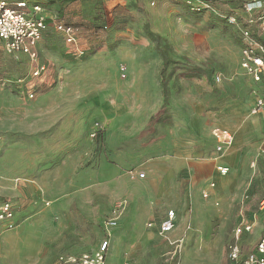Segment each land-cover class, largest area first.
<instances>
[{"label": "rangeland", "instance_id": "rangeland-1", "mask_svg": "<svg viewBox=\"0 0 264 264\" xmlns=\"http://www.w3.org/2000/svg\"><path fill=\"white\" fill-rule=\"evenodd\" d=\"M42 1L54 20L65 14L68 0ZM166 1V18L145 16L139 0L86 3L71 34L45 27L36 61L16 60L0 43V203L20 206L16 227L0 225V264L90 260L104 243L103 264H231L227 246L240 223L252 227L240 237L243 254L254 250L264 121L233 80L246 24ZM259 1L210 0L239 15ZM147 19L157 23L141 25ZM36 62L45 71L31 77ZM221 155L234 168L219 197L218 169L204 168ZM159 178L177 182L157 192ZM197 178L207 179L208 195L196 202L188 184ZM119 201L125 207L114 213ZM203 203L210 215L195 209ZM164 219L173 227L160 234Z\"/></svg>", "mask_w": 264, "mask_h": 264}, {"label": "built area", "instance_id": "built-area-1", "mask_svg": "<svg viewBox=\"0 0 264 264\" xmlns=\"http://www.w3.org/2000/svg\"><path fill=\"white\" fill-rule=\"evenodd\" d=\"M183 6L193 15L210 14L225 19L227 24H239L235 16H223L215 9L210 2L203 0H181ZM244 11L248 14V24H252L250 16L255 12L264 11V2L259 1L246 5ZM44 14L41 5L28 4L26 1H20L13 5L0 4V43L3 45L7 55L18 60L21 57H28L32 61H36V48L41 41L42 31L45 29L47 22L53 21ZM261 23L260 33L264 35V17L256 19ZM57 31L64 34H71L73 28L61 24H55ZM241 32L242 38V58L240 61V70L243 75L249 78L254 84L264 88V46L252 38L249 29ZM45 71V66L40 65L31 73V77H39ZM217 81L220 78L217 77ZM255 103L251 109V114L255 115L264 107V92L259 94L258 90H254ZM264 156V152H261ZM218 172L225 174L226 169L218 168ZM140 179L144 178V174L138 175ZM124 201L115 203L113 207L114 213H118L125 207ZM258 211L263 215V231L262 235L255 244L254 250L247 254H243L240 245V237L244 233L251 231V226L240 223L232 230V241L227 246L228 258L232 264H264V197L257 204ZM15 207L8 202L0 203V225L7 229H13L15 224ZM116 217L105 223V229L109 231L116 226ZM172 221L165 220L160 223L159 231L161 234H167L172 230ZM107 246L104 243L99 252L90 260H79L76 258H67L57 264H103V252Z\"/></svg>", "mask_w": 264, "mask_h": 264}, {"label": "crops", "instance_id": "crops-1", "mask_svg": "<svg viewBox=\"0 0 264 264\" xmlns=\"http://www.w3.org/2000/svg\"><path fill=\"white\" fill-rule=\"evenodd\" d=\"M20 1H26L28 4H34V5L37 4V5L45 6L44 2L42 0H18V1H15V0H0V4H5V5L10 6V5H13L14 3H17V2H20ZM72 1H73V3H70ZM63 2L64 3L61 4L60 9H61V11L66 10L65 14L61 16V18H63L64 21L61 20V18L60 19L56 18V20H54V21L47 22L46 26L47 25H52V27H55V24H61V25H64V26L72 27L73 30H74L75 27H77V26L79 27V26L82 25V21H80V17H78V16L81 15L80 13L85 8V4L87 3V5H89V3L94 2V0H68V2H65V1H63ZM116 2L122 3V0H116ZM177 2L181 3V0H178ZM166 4H169L166 0H139V6H141V8H142L141 11L144 12L145 16H147L148 14L149 15L157 14V16H158V14H159V16H163V17L166 18V16L164 14H160V12H159L160 7L161 6H165ZM181 7L184 8L185 11L187 12V9L183 6V4H182ZM46 9H47V7H46ZM46 9H45V7H43L44 14L47 15L49 18H54V17H51L49 15L50 12H48L47 11L48 9L47 10ZM88 9L90 11H92V8L89 7ZM69 10H74V11H73V13H70ZM233 11L235 12V10H233ZM234 12H230V14H233V15L237 14L238 17L244 19L243 23L246 22L248 20V18H249L248 14L246 12H243V13L241 12L242 15H239L238 12H235V13ZM171 14L172 15L179 14V11L175 7H173V10H172ZM259 15H260V12H255V13H253L250 16V18H252V20H254V22H252V24H251V28L253 30L254 36L262 35L260 33V28H259L260 24L258 25L257 24L258 21L256 20V17H258ZM144 19H146V18H144ZM155 21L154 20L153 21H148V19H147V20H144L143 22H141V25H144V26H147L148 24L154 25L155 23H157V21L156 22ZM23 57H21V58H23ZM40 65L41 64L36 62V65H35V67H33L31 73L33 71H35ZM234 78H235L236 81H242L243 86L246 89V93L248 94V99H249V113H250V111H251V109H252V107H253V105L255 103V96L253 94V91L254 90H258L259 94H262L264 92V88L261 87L260 85L254 84L249 78H247L246 76L243 75L242 71H238V73L235 74V76H233V80H234ZM246 102H248V100ZM252 116H254L255 118H257L259 120L264 121V107L261 110H259L257 114L252 115ZM262 152H264V151H262ZM259 156H260L261 161L264 163V156L261 155V152H260ZM210 162L211 163H207L206 164V168H204V169L211 176H214V175H212V173L214 174L215 170H216V174H219V173H217V169L218 168L227 169V170H233V168H234L233 162L229 161V162H231V163H229L227 160L224 159L223 155H221L219 157H216L214 159L212 158V160H210ZM190 165L191 164L189 163L188 166H190ZM196 165H200V164H196ZM196 170H197V168H196ZM225 174H221L220 173V176L215 175L216 185L219 188L218 191H217L219 197H220V193H222L221 190H223V184L225 182H228V175L226 174L227 176H225ZM223 176H225V177H223ZM175 181L176 180L174 178L152 179V182L157 184L158 187L161 186V189H157V192H160L163 189V187L166 185L165 183H167V186H170ZM206 181H207L206 178L205 179L197 178V179H193V181L190 180V183L188 184L191 187H192V185H193V187H195L193 193L199 194L197 196V198H196V202L198 201V199H201V198L206 197L208 195V193H207L208 192L207 191L208 187H207V182ZM211 186H215V185L212 184ZM158 194H156V195L158 196ZM223 196H224V194H223ZM223 199L226 200V195H225V198H223ZM258 201H259V197L256 200V202H258ZM225 202H227V201H225ZM1 203H3V202H1ZM12 205L15 207L16 211H18L17 208H20V206H18L17 204H12ZM209 206L210 205L208 203L207 204L203 203V206H199V207L196 206L197 208L195 207V209L199 210V211H202V212L204 211L203 212V213H205L204 215L207 216V215H210V211H211ZM256 207H257V205H256ZM221 209H222L223 213H225V212H227L229 210V207H228V205H224L223 204L221 206ZM164 220H167V219H164ZM164 220H162L161 222H163ZM17 223H18V217H17V212H16V214H15V224L17 225ZM160 223L158 224V232L159 233H160V231H159ZM147 227L151 228V227H153V225L150 223V224L147 225ZM203 229L204 228H202V231H203ZM251 229H252V227H251ZM206 233H207V231L204 229V234H206ZM231 264H232V262H231Z\"/></svg>", "mask_w": 264, "mask_h": 264}, {"label": "trees", "instance_id": "trees-1", "mask_svg": "<svg viewBox=\"0 0 264 264\" xmlns=\"http://www.w3.org/2000/svg\"><path fill=\"white\" fill-rule=\"evenodd\" d=\"M203 1H207V2H210V0H203ZM211 3V2H210ZM187 12H188V10H187ZM189 13V12H188ZM220 13H222V15L223 16H225V17H227V16H234L233 14H230V13H224V12H222L221 10H220ZM190 14V13H189ZM191 15H193V14H191ZM259 17H264V13L262 12H260V15L258 16V17H256V19L257 18H259ZM236 19H237V21H239V23H243V20L244 19H242V18H240V17H236ZM252 19V18H251ZM216 20H218V21H223V22H225V19H223V18H221V17H216ZM248 20H249V18H248ZM248 20L246 21V22H244L245 24H246V26H244L246 29H249L250 31H251V33H252V38L253 39H255L257 42H259L260 44H262L263 46H264V35L262 34V35H258V36H254V34H253V31H252V28H251V24H248ZM252 22H254V20H252ZM243 23V24H244ZM257 24L259 25L260 24V26H259V28L261 27V23H259V22H257ZM164 70H165V66H162V68H161V70H160V78H161V82H166L165 80V77H164Z\"/></svg>", "mask_w": 264, "mask_h": 264}, {"label": "bare ground", "instance_id": "bare-ground-1", "mask_svg": "<svg viewBox=\"0 0 264 264\" xmlns=\"http://www.w3.org/2000/svg\"><path fill=\"white\" fill-rule=\"evenodd\" d=\"M112 257V256H111Z\"/></svg>", "mask_w": 264, "mask_h": 264}]
</instances>
